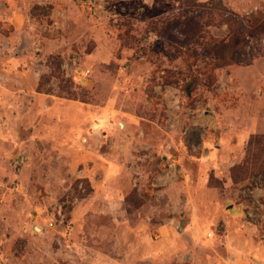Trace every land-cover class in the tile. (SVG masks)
I'll use <instances>...</instances> for the list:
<instances>
[{
  "label": "rangeland",
  "instance_id": "374dc122",
  "mask_svg": "<svg viewBox=\"0 0 264 264\" xmlns=\"http://www.w3.org/2000/svg\"><path fill=\"white\" fill-rule=\"evenodd\" d=\"M10 6L59 46L0 117V264H264V0Z\"/></svg>",
  "mask_w": 264,
  "mask_h": 264
},
{
  "label": "crops",
  "instance_id": "0c3cea01",
  "mask_svg": "<svg viewBox=\"0 0 264 264\" xmlns=\"http://www.w3.org/2000/svg\"><path fill=\"white\" fill-rule=\"evenodd\" d=\"M10 9L9 14L0 8V117L10 110L33 111L35 115L46 102V95L38 89L41 68L37 60L42 54L56 50L59 44L53 38H43L40 40L41 51L35 50L37 39L31 32L33 24L28 15L14 6H10ZM5 30H9V33L6 34ZM14 118L13 113L10 119ZM132 126L130 121L120 122L121 130L129 132V140Z\"/></svg>",
  "mask_w": 264,
  "mask_h": 264
},
{
  "label": "water",
  "instance_id": "95a60500",
  "mask_svg": "<svg viewBox=\"0 0 264 264\" xmlns=\"http://www.w3.org/2000/svg\"><path fill=\"white\" fill-rule=\"evenodd\" d=\"M92 2H94V0H91ZM179 231H180V229H179Z\"/></svg>",
  "mask_w": 264,
  "mask_h": 264
},
{
  "label": "built area",
  "instance_id": "2783aa9c",
  "mask_svg": "<svg viewBox=\"0 0 264 264\" xmlns=\"http://www.w3.org/2000/svg\"><path fill=\"white\" fill-rule=\"evenodd\" d=\"M211 235V233H209V235L208 236H210Z\"/></svg>",
  "mask_w": 264,
  "mask_h": 264
}]
</instances>
